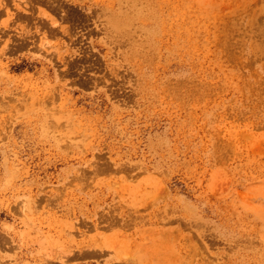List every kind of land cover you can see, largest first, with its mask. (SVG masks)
I'll return each mask as SVG.
<instances>
[{"label":"rangeland","instance_id":"1","mask_svg":"<svg viewBox=\"0 0 264 264\" xmlns=\"http://www.w3.org/2000/svg\"><path fill=\"white\" fill-rule=\"evenodd\" d=\"M0 264H264V0H0Z\"/></svg>","mask_w":264,"mask_h":264}]
</instances>
